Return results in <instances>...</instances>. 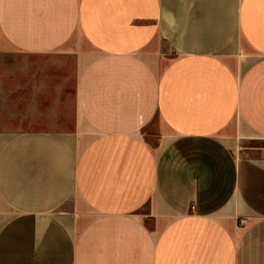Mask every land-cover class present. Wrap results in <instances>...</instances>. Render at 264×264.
Masks as SVG:
<instances>
[{
    "label": "crops",
    "instance_id": "0c3cea01",
    "mask_svg": "<svg viewBox=\"0 0 264 264\" xmlns=\"http://www.w3.org/2000/svg\"><path fill=\"white\" fill-rule=\"evenodd\" d=\"M0 264H264V0H0Z\"/></svg>",
    "mask_w": 264,
    "mask_h": 264
},
{
    "label": "rangeland",
    "instance_id": "374dc122",
    "mask_svg": "<svg viewBox=\"0 0 264 264\" xmlns=\"http://www.w3.org/2000/svg\"><path fill=\"white\" fill-rule=\"evenodd\" d=\"M10 57V56H9Z\"/></svg>",
    "mask_w": 264,
    "mask_h": 264
}]
</instances>
